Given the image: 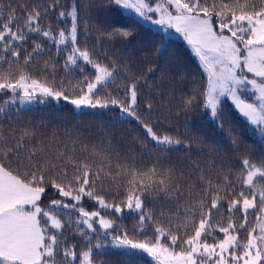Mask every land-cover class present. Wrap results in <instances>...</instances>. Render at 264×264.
<instances>
[{"label": "snow or ice", "instance_id": "6c2138e0", "mask_svg": "<svg viewBox=\"0 0 264 264\" xmlns=\"http://www.w3.org/2000/svg\"><path fill=\"white\" fill-rule=\"evenodd\" d=\"M113 9L161 39L174 30L197 58L200 80L175 110V95L148 78L151 65L111 51L134 34L98 20ZM226 100L264 146V0H0V264H111L113 254L134 264H264V154L250 159L229 129L233 166L187 124L169 131L174 116L196 111L223 129ZM61 101L111 119L94 139L65 130L64 141L23 123L34 105ZM117 125L137 133L131 142L150 163L117 149ZM193 145L207 152L205 166ZM172 153L194 166L178 167Z\"/></svg>", "mask_w": 264, "mask_h": 264}, {"label": "trees", "instance_id": "16d2710c", "mask_svg": "<svg viewBox=\"0 0 264 264\" xmlns=\"http://www.w3.org/2000/svg\"><path fill=\"white\" fill-rule=\"evenodd\" d=\"M8 0H5L7 3ZM24 0H11V3H23ZM67 2V0H66ZM99 21H104L106 17L110 19L114 26L127 27L132 25L134 34L128 40H116L111 43V51L117 55L131 59L135 62L136 67L146 68L151 65L155 70L147 73L148 78L156 84H162L164 97L167 98L170 94L175 95V99L171 101L172 107L175 110L179 106L180 94L188 92L190 87L198 83L200 77L198 75L200 69L197 58L192 53L190 47L183 38L179 37H162L159 30L144 24L142 21L131 14L121 11L120 9L109 10L107 13L100 11L96 13ZM135 21V23H133ZM93 40L95 37L92 38ZM106 45L109 42H105ZM59 75V73L57 74ZM181 75L184 79H181ZM225 112L228 119L225 122V127L220 129L211 121L204 112L196 111L190 115L181 113L179 116L173 117V125L169 131H178L181 135L184 132L185 124L191 128L192 132L201 137L207 143L218 142L221 147L223 158L230 161L233 166L240 164V157L234 156L229 150V135L228 131L231 129L233 134L239 136L244 142L245 148L242 146L241 151L253 152L250 159H257L260 154H264V146L259 143L260 137L249 130V125L246 118L242 117L238 110L231 105L230 101H225ZM23 123H30L37 130V136L43 133V137L51 136L54 132L59 136L61 141L67 137L65 130H68L75 136L77 132H82L84 138L94 139L97 129L101 123L107 126V121L110 117L97 118L92 115H79L72 105L63 103L49 102L43 105L33 106V111L23 113ZM121 129L119 125L111 128L113 140L117 149L124 153V149L130 148L136 150L137 160L143 159L145 163H150L154 157H145L140 154V145L131 142V138L137 133L135 131ZM131 127H134L131 126ZM93 134L89 136V134ZM163 158V157H162ZM209 157L207 152L200 155L195 145L192 147V160L205 166ZM217 163H220L219 157H213ZM171 162L177 163L178 167H193L189 164L187 158L181 154L172 153ZM215 179V174H212ZM86 206L89 210L93 208L92 202L86 201ZM250 219H252L250 217ZM135 221L130 217H126L124 224L131 229ZM111 261V264H134V262L127 260L118 255H111L106 258ZM145 264H153L148 257H144Z\"/></svg>", "mask_w": 264, "mask_h": 264}, {"label": "rangeland", "instance_id": "374dc122", "mask_svg": "<svg viewBox=\"0 0 264 264\" xmlns=\"http://www.w3.org/2000/svg\"><path fill=\"white\" fill-rule=\"evenodd\" d=\"M127 13V12H126ZM127 14H131V13H127ZM133 15V14H131ZM134 16V15H133ZM144 23V22H143ZM146 24V23H144ZM148 26H151L152 28L156 29V30H159L156 26H153L151 24H146ZM160 31V30H159ZM166 37H179V38H182L181 36H179V34H176L174 30H170L168 35ZM55 103V102H54ZM60 103H63V101H61ZM35 106V105H34ZM73 107V106H72Z\"/></svg>", "mask_w": 264, "mask_h": 264}]
</instances>
